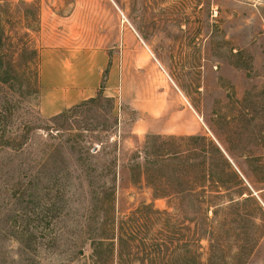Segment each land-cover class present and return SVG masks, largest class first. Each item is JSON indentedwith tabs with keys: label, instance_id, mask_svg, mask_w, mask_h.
I'll return each instance as SVG.
<instances>
[{
	"label": "rangeland",
	"instance_id": "374dc122",
	"mask_svg": "<svg viewBox=\"0 0 264 264\" xmlns=\"http://www.w3.org/2000/svg\"><path fill=\"white\" fill-rule=\"evenodd\" d=\"M42 37L102 67L93 97L42 109ZM0 40L17 75L0 83V264H91L95 236L99 264H183L166 246L193 226L185 189L222 235L214 264H264V0H0Z\"/></svg>",
	"mask_w": 264,
	"mask_h": 264
},
{
	"label": "trees",
	"instance_id": "16d2710c",
	"mask_svg": "<svg viewBox=\"0 0 264 264\" xmlns=\"http://www.w3.org/2000/svg\"><path fill=\"white\" fill-rule=\"evenodd\" d=\"M3 41V40H2ZM0 40V42H2ZM2 44V43H1ZM35 51V50H34ZM36 53V51H35ZM3 51H0V83H9L11 82L13 79L17 78V75L14 72V67L11 66L10 64L6 65L4 68H2V65L6 62L5 59H3ZM30 84H25L24 83H20L19 84V89L21 91H24L25 87H29ZM29 90H27L28 92ZM23 93V92H22ZM209 177V179L207 181H210V179H214V171L213 168H208V170L203 174V177ZM199 187H201L202 189L205 187V184H201ZM111 189V193L113 195L114 193V189H115V185L113 183V185L110 187ZM113 191V192H112ZM184 191V190H183ZM195 193V192H194ZM192 192L191 189H185V194H183V192H179V197L177 198L178 202L183 206H185L188 209H194L193 210V218L189 219V222L191 224H193V226L188 225L186 227L187 229V234L185 235V237H183V240H180L176 237L175 233H174V237L169 238L168 243L169 245H171V248L167 245L166 250L169 249H173L172 252L174 254V256H176L177 258L174 259V263L179 262L180 260V255L178 254L177 256V250L179 252V250L181 249L184 253L183 255V264H214L215 261V248H216V243L219 241V239H222V235L219 232H215L213 226H211V222L208 223V221L210 220L207 217L206 214V209L209 208V204L206 201V198L202 195H200L199 193H195L194 194ZM151 205H144V208H150ZM213 215H216V211H212ZM133 222V220L131 221ZM128 225L129 229L126 230V228H124L123 225L120 224L119 228H118V233L116 236V243L118 244L119 247L125 246L126 249H128L127 251V255H131V250L133 248L136 247V245L138 244L139 240L136 238V227L134 228L133 223H131ZM208 224H205V223ZM128 224V223H126ZM132 225V226H131ZM236 228L239 229V233L237 232ZM241 227L240 226H234V227H228L225 229L226 234L228 235L227 237L233 236V234H231V231L234 232V234L237 236V238L240 237V232ZM95 240H93V244L96 245H105L104 241L100 238L99 236H95ZM206 239L208 242V248H209V256L207 258L206 263L201 262L200 258H199V253H198V248H199V242L202 239ZM93 245L92 246V258H94V260H92L91 264H99L100 259L97 258V253H99L97 246ZM166 245V244H165ZM156 247H160L159 244H155ZM97 252V253H96ZM108 253H113L111 252V249L109 248ZM111 257V256H110ZM108 260V259H107ZM102 264H107L106 262V258H105V262L104 259H102ZM242 264V263H241Z\"/></svg>",
	"mask_w": 264,
	"mask_h": 264
},
{
	"label": "crops",
	"instance_id": "0c3cea01",
	"mask_svg": "<svg viewBox=\"0 0 264 264\" xmlns=\"http://www.w3.org/2000/svg\"><path fill=\"white\" fill-rule=\"evenodd\" d=\"M62 47L58 42L42 37L38 40L35 50L39 61L38 81L42 94L40 102L42 109L51 110L53 113L93 97L100 88L102 67L99 66L98 71L91 67L88 70L86 67L79 71L74 70L68 58L64 56L69 49ZM140 127L142 131L147 129V126Z\"/></svg>",
	"mask_w": 264,
	"mask_h": 264
}]
</instances>
